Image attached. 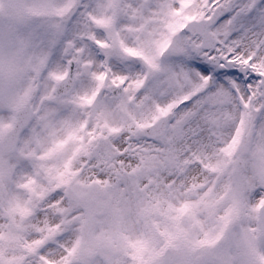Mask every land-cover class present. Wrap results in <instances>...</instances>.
I'll list each match as a JSON object with an SVG mask.
<instances>
[{"label":"snow or ice","instance_id":"obj_1","mask_svg":"<svg viewBox=\"0 0 264 264\" xmlns=\"http://www.w3.org/2000/svg\"><path fill=\"white\" fill-rule=\"evenodd\" d=\"M0 264H264V0H0Z\"/></svg>","mask_w":264,"mask_h":264}]
</instances>
